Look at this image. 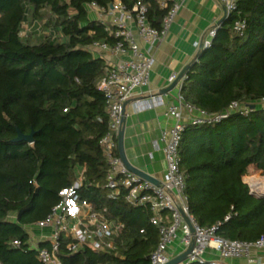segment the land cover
Here are the masks:
<instances>
[{"label": "trees", "instance_id": "16d2710c", "mask_svg": "<svg viewBox=\"0 0 264 264\" xmlns=\"http://www.w3.org/2000/svg\"><path fill=\"white\" fill-rule=\"evenodd\" d=\"M114 1L0 0V264H42L27 245L26 227L48 215L81 169V196L125 227L114 250L72 254L64 247V263L151 264L159 242L151 212L108 198L105 188L108 164L99 142L108 130L107 99L98 84L107 62L88 47L117 39L90 18L88 5L107 9ZM121 1L132 10L139 0ZM141 1L160 28L166 10L158 0ZM238 20L245 21L241 33ZM26 22L31 29L22 35ZM180 93L208 114L234 101L249 106L217 123L187 124L179 153L196 221L220 222V237L256 241L264 236V198L251 194L244 177L254 175L252 167L264 172V0H237L211 48L186 71ZM19 131L33 141H18Z\"/></svg>", "mask_w": 264, "mask_h": 264}, {"label": "built area", "instance_id": "2783aa9c", "mask_svg": "<svg viewBox=\"0 0 264 264\" xmlns=\"http://www.w3.org/2000/svg\"><path fill=\"white\" fill-rule=\"evenodd\" d=\"M185 1L187 0H158L159 6L166 10L160 28L151 25L147 16L148 7L141 0L137 1L132 10L121 0H115L107 9L96 4L89 5L98 10L101 19L104 13L112 14L110 23L104 19L101 21L117 41L114 45L98 41L88 49L102 57L106 53L128 56L117 61L108 57L105 75L98 84L107 99L108 130L99 142L108 164L105 181L107 197L122 199L133 208L146 207L151 212L150 222L159 232L158 245L150 254L151 264H166L172 258L169 247L177 239L185 250L191 246L192 241L195 243L181 264H226L222 260L228 258H246V264H264V258H250L254 249L264 252V236L253 242L226 239L216 233L220 222L203 227L196 221L188 204L186 175L180 167L179 147L187 124H212L226 119L233 112L248 113L250 109L247 104L234 101L224 110L208 114L185 101L179 93L178 101L171 103L165 110V115L174 119V123L162 133L167 168L164 178L158 179V183L131 171L119 154L118 135L122 127L124 105L139 88L148 85L155 62L152 53L138 43L133 26H136L138 35L145 42L154 45L166 37ZM219 1L225 9L224 17L236 8L237 0ZM219 24L209 28L206 37L194 42L200 52L211 48ZM234 28L241 33L245 28V21H236ZM176 77L174 75L172 80ZM260 103L264 106V99ZM185 112L188 113L187 121H184ZM84 171L85 169L79 171L72 185L60 190V201L45 218L26 227L30 234L27 245L37 251L42 264H66L60 254L64 247L72 254L86 248L95 252H110L114 250L116 238L125 227L122 221L107 217L106 208L100 211L81 196L79 190L83 185ZM244 180L255 190L250 181ZM258 183L263 185L264 180H259ZM38 230L47 232H42L38 237L35 235ZM13 244L19 247L21 241L14 240ZM208 250L216 253L222 260H206Z\"/></svg>", "mask_w": 264, "mask_h": 264}, {"label": "crops", "instance_id": "0c3cea01", "mask_svg": "<svg viewBox=\"0 0 264 264\" xmlns=\"http://www.w3.org/2000/svg\"><path fill=\"white\" fill-rule=\"evenodd\" d=\"M89 16L100 21L104 19L107 23L112 20L110 13H104L101 19L97 9H89ZM224 16L225 9L219 0H187L181 6L166 37L154 45L145 42L138 35L136 26L132 25L138 43L152 53L155 62L148 85L139 88L126 103L124 147L129 162L156 179H163L167 168L162 133L174 123V119L165 115V110L171 103L178 101L182 80L172 90L165 93L162 90L171 85L174 75L178 76L186 65L196 60L200 51L194 42L206 37L209 28L219 23ZM103 57L106 61L108 57L117 61L128 56L106 53ZM187 120L188 113L185 112L184 121ZM250 170L252 174L253 167ZM42 232L47 231L38 230L35 235L39 237ZM183 251L185 249L178 239L169 247L172 257ZM206 255L209 258L218 257L210 250ZM250 258L263 260L264 252L254 249ZM247 261L246 258L224 260L226 264H246Z\"/></svg>", "mask_w": 264, "mask_h": 264}, {"label": "water", "instance_id": "95a60500", "mask_svg": "<svg viewBox=\"0 0 264 264\" xmlns=\"http://www.w3.org/2000/svg\"><path fill=\"white\" fill-rule=\"evenodd\" d=\"M221 22V21H220ZM219 22V23H220ZM192 64V63H191ZM191 64H188L184 67V69L179 73V75L176 77V79L171 83L170 86L166 87L165 89L162 90V93H165L167 91L172 90L177 84L178 82L184 78L186 71L189 69V67L191 66ZM125 111H126V104L124 105V109H123V119H122V127L120 129L119 135H118V148H119V154L121 159L123 160V162L125 163V165L133 172L137 173L138 175H140L141 177L148 179L154 183H158V179H156L155 177H153L152 175L146 173L145 171L133 166L127 156H126V152H125V147H124V122H125ZM17 140H26L29 142L33 141V135H24L22 134L21 131H19V135L17 137ZM251 194L257 198H264V192H258L256 190L251 189ZM194 241H192V244L190 247H188L185 251H183L182 253H180L179 255H176L175 257H172L166 264H181L187 257V255L191 252L193 246H194Z\"/></svg>", "mask_w": 264, "mask_h": 264}, {"label": "rangeland", "instance_id": "374dc122", "mask_svg": "<svg viewBox=\"0 0 264 264\" xmlns=\"http://www.w3.org/2000/svg\"><path fill=\"white\" fill-rule=\"evenodd\" d=\"M89 9H94V8H92V7H89ZM31 25L32 24H30V23H28V22H26L25 24H24V30L22 31V35H25L26 34V32H29V30L31 29ZM36 33H41V34H46L47 33V31L46 30H43V29H39V30H37L36 31ZM38 35H35L34 36V38L36 39H38ZM259 105H263V104H259ZM252 174H254V176H253V180H256V178L258 177V181L259 180H264V172L262 171V170H260V169H257V170H254V168H253V170H252ZM246 177V176H245ZM181 234V233H180ZM210 256H208V255H205V258H206V260H208V261H210V258H209ZM214 259H220V258H218V257H214ZM220 260H222V259H220ZM222 261H224V260H222Z\"/></svg>", "mask_w": 264, "mask_h": 264}, {"label": "bare ground", "instance_id": "6f19581e", "mask_svg": "<svg viewBox=\"0 0 264 264\" xmlns=\"http://www.w3.org/2000/svg\"><path fill=\"white\" fill-rule=\"evenodd\" d=\"M253 176H254V175L250 176V177L247 179V181H250V182L253 184V186H254V188H255L256 191H258V192H264V184L262 185V184H259V183H258V177L256 178V180H253V179H252Z\"/></svg>", "mask_w": 264, "mask_h": 264}]
</instances>
